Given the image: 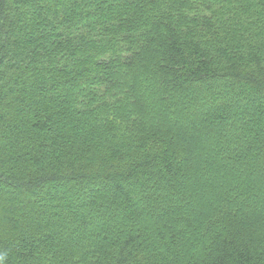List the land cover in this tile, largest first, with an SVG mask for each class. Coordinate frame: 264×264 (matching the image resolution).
<instances>
[{"label":"trees","instance_id":"obj_1","mask_svg":"<svg viewBox=\"0 0 264 264\" xmlns=\"http://www.w3.org/2000/svg\"><path fill=\"white\" fill-rule=\"evenodd\" d=\"M49 263L264 264V0H0V264Z\"/></svg>","mask_w":264,"mask_h":264},{"label":"rangeland","instance_id":"obj_2","mask_svg":"<svg viewBox=\"0 0 264 264\" xmlns=\"http://www.w3.org/2000/svg\"><path fill=\"white\" fill-rule=\"evenodd\" d=\"M78 211H80V210H78ZM50 264V263H49Z\"/></svg>","mask_w":264,"mask_h":264}]
</instances>
